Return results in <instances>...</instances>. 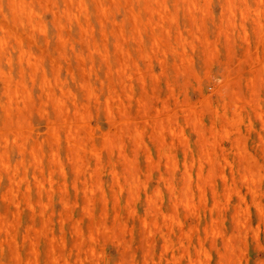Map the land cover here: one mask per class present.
<instances>
[{"label": "rangeland", "instance_id": "obj_1", "mask_svg": "<svg viewBox=\"0 0 264 264\" xmlns=\"http://www.w3.org/2000/svg\"><path fill=\"white\" fill-rule=\"evenodd\" d=\"M0 70V264H264V0H0Z\"/></svg>", "mask_w": 264, "mask_h": 264}, {"label": "bare ground", "instance_id": "obj_2", "mask_svg": "<svg viewBox=\"0 0 264 264\" xmlns=\"http://www.w3.org/2000/svg\"><path fill=\"white\" fill-rule=\"evenodd\" d=\"M226 1H227V0H226ZM261 1H262V0H261ZM67 3H68V2H67ZM244 3H245V2H244ZM232 4H233V3H232ZM227 6H228V5H227ZM229 7H230V6H229ZM231 8H232V7H231ZM232 9H233V8H232ZM226 10H227V9H226ZM229 10H231V9H229ZM228 12H229V11H228ZM231 12H232V11H231ZM159 14H160V13H159ZM160 15H161V14H160ZM242 15H243V14H242ZM226 16H227V15H226ZM189 18H190V17H189ZM35 22H36V21H35ZM225 29H226V28H225ZM221 30H222V29H221ZM42 31H43V30H42ZM223 33H225V32H223ZM58 34H59V33H58ZM259 34H260V33H259ZM158 37H159V36H157V38H158ZM204 38H205V37H204ZM139 39H140V38H139ZM15 41H16V40H15ZM4 44H5V43H4ZM120 44H121V43H120ZM120 46H121V45H120ZM120 46H119V47H120ZM138 46H139V45H138ZM153 47H154V45H153ZM161 47H162V46H161ZM203 48H204V47H203ZM176 50H177V49H176ZM204 50H205V49H204ZM106 53H107V52H106ZM28 56H29V55H28ZM148 57H149V56H148ZM148 57H147V59H148ZM180 58H181V57H180ZM118 60H119V59H118ZM148 62H149V60H148ZM133 67H134V66H133ZM135 70H136V69H135ZM137 70H138V69H137ZM0 71H1V70H0ZM119 72H120V71H119ZM19 74H20V73H19ZM135 74H136V73H135ZM149 74H150V73H149ZM11 82H12V81H11ZM21 83H22V82H21ZM22 85H23V84H22ZM3 87H4V86H3ZM4 88H5V87H4ZM10 89H11V88H10ZM19 89H20V88H19ZM21 89H23V88H21ZM218 93H221V92L218 91ZM233 93H234V92H233ZM233 93H232V94H233ZM7 109H8V108H7ZM156 110H157V109H156ZM170 112H171V110H170ZM165 113H166V112H165ZM18 114H19V113H18ZM171 114H172V113H171ZM15 115H16V114H15ZM158 117H159V116H158ZM158 117H157V118H158ZM77 118H78V116H77ZM64 120H65V119H64ZM128 121H129V120H128ZM156 124H157V123H156ZM13 129H14V128H13ZM0 130H1V129H0ZM3 130H4V129H3ZM3 130H2V131H3ZM14 130H16V129H14ZM17 130H18V129H17ZM170 130H171V129H170ZM183 135H184V134H183ZM73 136H74V135H73ZM107 137H108V136H107ZM107 137H106V138H107ZM75 138H76V137H75ZM108 138H109V137H108ZM108 138H107V139H108ZM68 139H69V138H68ZM70 140H71V139H70ZM80 141H81V140H80ZM207 143H208V142H207ZM202 149H203V148H202ZM19 151H22V149L19 150ZM222 163H223V162H222ZM13 171H14V170H13ZM245 172H246V171H245ZM248 172H249V171H248ZM254 172H255V171H254ZM220 174H221V173H220ZM247 174H248V173H247ZM14 183H16V182H14ZM186 201H187V200H186ZM189 201H190V200H189ZM189 201H188V202H189ZM15 203H16V202H15ZM188 205H189V204H188ZM0 220H2V218H1ZM153 220H154V219H153ZM153 222H154V221H153ZM91 236H92V235H91ZM225 247H226V246H225ZM90 249H91V248H90ZM91 250H92V249H91ZM30 253H31V252H30ZM34 253H35V252H34ZM31 255H32V254H31ZM62 260H63V259H62ZM17 261H18V260H17Z\"/></svg>", "mask_w": 264, "mask_h": 264}]
</instances>
